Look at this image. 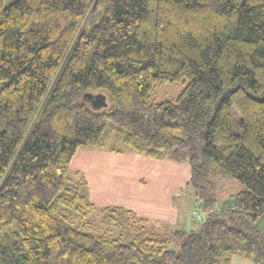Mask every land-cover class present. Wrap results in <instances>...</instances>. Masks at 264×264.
<instances>
[{"label": "trees", "instance_id": "obj_1", "mask_svg": "<svg viewBox=\"0 0 264 264\" xmlns=\"http://www.w3.org/2000/svg\"><path fill=\"white\" fill-rule=\"evenodd\" d=\"M111 134L188 164L197 226L114 207L116 238L91 232L69 167ZM227 178L243 189L214 210ZM263 215L264 0H0V264H264Z\"/></svg>", "mask_w": 264, "mask_h": 264}, {"label": "rangeland", "instance_id": "obj_2", "mask_svg": "<svg viewBox=\"0 0 264 264\" xmlns=\"http://www.w3.org/2000/svg\"><path fill=\"white\" fill-rule=\"evenodd\" d=\"M14 1L3 0V4L9 6ZM181 90L182 87L174 85L156 84L150 99L153 102L174 101ZM237 116L232 110V119ZM69 171L72 183L86 182V193L94 204V210L85 221L91 232L104 234L108 231L116 238L117 228L106 226L103 219L104 209L114 207H122L158 224L163 232L190 230L199 224L192 216L193 197L197 191L188 183L190 167L187 163L144 157L119 145L111 134L103 138L100 148L80 147ZM242 189L243 186L230 178L219 182L214 210L231 206L234 196ZM263 222L262 218V228Z\"/></svg>", "mask_w": 264, "mask_h": 264}, {"label": "crops", "instance_id": "obj_3", "mask_svg": "<svg viewBox=\"0 0 264 264\" xmlns=\"http://www.w3.org/2000/svg\"><path fill=\"white\" fill-rule=\"evenodd\" d=\"M262 218L264 220V215L262 216ZM262 218L257 223L256 227H257L258 231H261L262 233H264V227L262 228V224H261ZM263 224H264V222H263ZM229 264H252V262L243 258V257L232 256Z\"/></svg>", "mask_w": 264, "mask_h": 264}, {"label": "built area", "instance_id": "obj_4", "mask_svg": "<svg viewBox=\"0 0 264 264\" xmlns=\"http://www.w3.org/2000/svg\"><path fill=\"white\" fill-rule=\"evenodd\" d=\"M192 216H193V220H195L196 222H200L202 220L203 213L198 208V204L197 203H195L194 207L192 208Z\"/></svg>", "mask_w": 264, "mask_h": 264}]
</instances>
